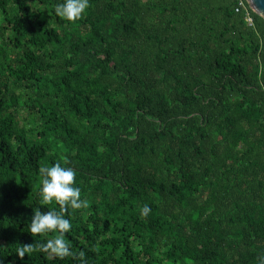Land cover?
<instances>
[{
    "label": "trees",
    "instance_id": "trees-1",
    "mask_svg": "<svg viewBox=\"0 0 264 264\" xmlns=\"http://www.w3.org/2000/svg\"><path fill=\"white\" fill-rule=\"evenodd\" d=\"M58 2L0 0L3 264H260L264 18L246 0H89L69 22ZM55 163L88 201L62 213L63 259L41 248L58 232L29 231L61 212L40 195Z\"/></svg>",
    "mask_w": 264,
    "mask_h": 264
},
{
    "label": "clouds",
    "instance_id": "clouds-1",
    "mask_svg": "<svg viewBox=\"0 0 264 264\" xmlns=\"http://www.w3.org/2000/svg\"><path fill=\"white\" fill-rule=\"evenodd\" d=\"M88 8L89 0H60L54 5L55 14L69 22L80 20ZM41 174L40 195L43 202L45 204H58L61 212L35 210L29 224V231L32 234L43 235L58 232L59 235L47 240L46 243L41 245V248L45 252L63 259L73 255V252L65 239V234L71 230L72 224L70 219L62 213L67 212L69 209L86 208L88 207V201L81 198V189L76 186L77 173L73 168L55 163L52 166L42 167ZM149 212V206L144 205L141 215L147 216ZM32 248V244L21 246L17 252L18 257H25ZM80 256L83 257L84 253L81 252ZM0 264H3L2 260H0ZM260 264H264V257H261Z\"/></svg>",
    "mask_w": 264,
    "mask_h": 264
},
{
    "label": "water",
    "instance_id": "water-1",
    "mask_svg": "<svg viewBox=\"0 0 264 264\" xmlns=\"http://www.w3.org/2000/svg\"><path fill=\"white\" fill-rule=\"evenodd\" d=\"M250 8L264 18V0H246Z\"/></svg>",
    "mask_w": 264,
    "mask_h": 264
},
{
    "label": "built area",
    "instance_id": "built-area-1",
    "mask_svg": "<svg viewBox=\"0 0 264 264\" xmlns=\"http://www.w3.org/2000/svg\"><path fill=\"white\" fill-rule=\"evenodd\" d=\"M246 21H247L249 24H251V21H250V19H248V18H247V19H246Z\"/></svg>",
    "mask_w": 264,
    "mask_h": 264
}]
</instances>
